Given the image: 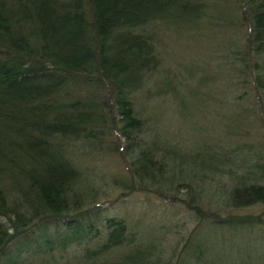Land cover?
I'll use <instances>...</instances> for the list:
<instances>
[{
    "label": "trees",
    "instance_id": "16d2710c",
    "mask_svg": "<svg viewBox=\"0 0 264 264\" xmlns=\"http://www.w3.org/2000/svg\"><path fill=\"white\" fill-rule=\"evenodd\" d=\"M228 6L198 0H0V264H47L51 244L65 251L79 244L86 229L93 231L78 216L87 190L104 185L105 176L95 167H75L67 156L93 159L104 136L114 150L125 142L130 183L123 191L159 188L158 197L176 203L179 184L186 193L180 202L202 216L201 207L217 206L221 196L234 208L264 204V135L255 145L202 142L182 154L161 126L152 127L139 103L160 67V30L194 33L205 43L228 30L232 41L226 50L218 48L230 74L231 107L244 109L260 131L264 0H230ZM175 81L155 84L169 88L177 101ZM221 220L212 215L210 222L232 224ZM105 227L97 247L84 250L82 263L150 264L151 250L140 249L138 234L122 219H108ZM40 247L46 251L39 253ZM180 254L178 264H202L205 246L185 245Z\"/></svg>",
    "mask_w": 264,
    "mask_h": 264
},
{
    "label": "rangeland",
    "instance_id": "374dc122",
    "mask_svg": "<svg viewBox=\"0 0 264 264\" xmlns=\"http://www.w3.org/2000/svg\"><path fill=\"white\" fill-rule=\"evenodd\" d=\"M198 2L218 9L226 6V9L230 8V0ZM221 31H217L218 35L213 37L214 42L205 43V40L196 38L194 33L170 36V32L164 30L159 31V37L155 40L157 44L161 41L160 67L148 79V84L143 88L146 95H141L139 103L152 127L161 126L158 130L164 129V138L182 154L194 152L196 145L202 142L228 148L243 142L255 145L264 135V126L259 131L254 118H249L244 109L236 111L231 107L233 96L229 88L230 74L222 66L225 61L219 57L225 55L218 46L222 44L221 48L226 50L232 39L228 38V30ZM212 35L208 33L207 36ZM182 68L190 73L188 78L182 77ZM168 77L177 81L173 83L177 101L168 92L169 88H160V85L155 84L160 79L168 80ZM109 140L104 136L105 144L100 146V153H96L93 159H85L82 153H78L75 159L67 156L79 169H99V174L105 176V184L87 190V201L83 204L85 209L82 207L78 216L85 226L86 221L91 223L93 231L86 229L79 236V244H72L65 251L61 250L58 243L51 244L53 258L46 260L47 264H68L75 259L77 264H84V250L97 247L106 232L105 221L108 219H122L128 231L138 234L139 243L143 244L140 249L151 250L149 261L152 264H178L185 245L190 248V245L194 247L200 244L205 246L202 264H264V204L234 208L221 196L217 198V206L201 207L202 216L188 209L185 201L180 202L186 193L179 184L178 193L181 194H178L176 203L158 197L154 190L160 191L159 188H150L145 192L123 191V185L130 183L127 159L121 150L125 142L121 139V149L117 147L114 150L115 143L112 146ZM208 198L212 199L213 196ZM212 215H218L225 224L226 221L232 224L213 226L210 222ZM202 218L209 220L203 222ZM45 251L40 247L39 253ZM108 261L111 262V259ZM106 263L99 260L92 264Z\"/></svg>",
    "mask_w": 264,
    "mask_h": 264
}]
</instances>
